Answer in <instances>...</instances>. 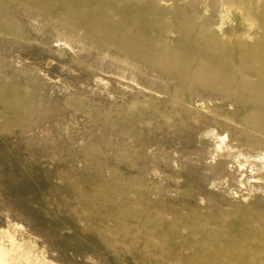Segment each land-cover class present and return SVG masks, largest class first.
<instances>
[{
  "label": "rangeland",
  "instance_id": "374dc122",
  "mask_svg": "<svg viewBox=\"0 0 264 264\" xmlns=\"http://www.w3.org/2000/svg\"><path fill=\"white\" fill-rule=\"evenodd\" d=\"M262 59L264 0H0V231L48 264H264Z\"/></svg>",
  "mask_w": 264,
  "mask_h": 264
},
{
  "label": "bare ground",
  "instance_id": "6f19581e",
  "mask_svg": "<svg viewBox=\"0 0 264 264\" xmlns=\"http://www.w3.org/2000/svg\"><path fill=\"white\" fill-rule=\"evenodd\" d=\"M104 17V15H103ZM195 43V42H194ZM242 43V42H241ZM250 47V46H249ZM216 48V47H215ZM241 48V47H240ZM256 48V47H255ZM218 50V49H217ZM254 50V49H253ZM252 50V51H253ZM264 60V59H262ZM264 63V62H263ZM245 69V68H244ZM248 76V75H246ZM245 77V76H244ZM214 78V77H213ZM243 78V77H242ZM247 78V77H246ZM252 78V77H251ZM250 78V79H251ZM255 78V77H254ZM244 81V80H243ZM254 81V79L252 80ZM264 82V81H263ZM247 83V82H246ZM254 84V86L256 85L254 82L252 83ZM260 84V83H259ZM236 88V87H235ZM259 89H264V86L262 85V87H259ZM239 90V89H238ZM261 91V90H260ZM258 92V91H257ZM262 92V91H261ZM258 94V93H257ZM253 101V100H252ZM264 107V106H263ZM19 241V240H18ZM8 242V243H7ZM22 248V243L16 242L15 239L12 236L6 235L5 233H2L0 231V264H15V262L17 260H19V258L23 255H20V251L19 249ZM24 248V247H23ZM24 250V249H23ZM28 251L30 249H27ZM20 253H17V252ZM25 251L22 252L25 256V260H26V264H48L47 262H45V259L38 256V254H33L31 253L32 256H30V252ZM32 251V250H31ZM34 252V251H32ZM13 253V254H11ZM21 253V254H22ZM47 261V260H46ZM49 261V260H48ZM18 264V263H17Z\"/></svg>",
  "mask_w": 264,
  "mask_h": 264
}]
</instances>
